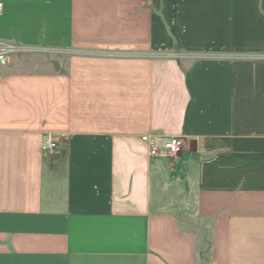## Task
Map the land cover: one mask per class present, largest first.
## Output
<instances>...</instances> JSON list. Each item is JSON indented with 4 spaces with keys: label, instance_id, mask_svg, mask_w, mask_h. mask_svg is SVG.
<instances>
[{
    "label": "crops",
    "instance_id": "0c3cea01",
    "mask_svg": "<svg viewBox=\"0 0 264 264\" xmlns=\"http://www.w3.org/2000/svg\"><path fill=\"white\" fill-rule=\"evenodd\" d=\"M0 3V264H264V0Z\"/></svg>",
    "mask_w": 264,
    "mask_h": 264
},
{
    "label": "built area",
    "instance_id": "2783aa9c",
    "mask_svg": "<svg viewBox=\"0 0 264 264\" xmlns=\"http://www.w3.org/2000/svg\"><path fill=\"white\" fill-rule=\"evenodd\" d=\"M2 4L0 3V10ZM22 49L12 45L0 43V66H6L10 58ZM142 141L149 145V156L152 158H175L181 151L182 139L178 137L151 139L142 137ZM56 143L50 136H44L40 145L42 153H50L56 149Z\"/></svg>",
    "mask_w": 264,
    "mask_h": 264
},
{
    "label": "rangeland",
    "instance_id": "374dc122",
    "mask_svg": "<svg viewBox=\"0 0 264 264\" xmlns=\"http://www.w3.org/2000/svg\"><path fill=\"white\" fill-rule=\"evenodd\" d=\"M164 159H168V158H164ZM170 198L171 199H181L182 201L184 200L185 202H179L177 204L172 203L173 201H170V205L171 207H173L178 213H181L182 216H185L186 219H188L189 222H187V224L185 225L188 228H196L198 227L199 229H203L205 230L204 225H200L199 223H197V226L195 225L194 221L192 220V202L188 201V197H187V193L184 189L183 186L179 185V186H175L173 187V189L170 191ZM174 205V206H173ZM199 224V225H198ZM201 227V228H200ZM205 240H207V234L203 233L202 234V243H205ZM203 243V244H204ZM202 244V250H204L205 245Z\"/></svg>",
    "mask_w": 264,
    "mask_h": 264
}]
</instances>
